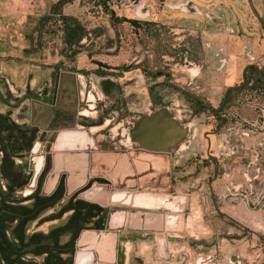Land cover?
Here are the masks:
<instances>
[{
	"label": "rangeland",
	"instance_id": "rangeland-1",
	"mask_svg": "<svg viewBox=\"0 0 264 264\" xmlns=\"http://www.w3.org/2000/svg\"><path fill=\"white\" fill-rule=\"evenodd\" d=\"M251 1L264 23V0ZM246 61L264 64V34L247 0H0V92L12 104L52 100L70 71L71 100L54 109L70 119L56 126L102 113L89 128L115 145L140 113L156 110L158 123L172 114L187 127L169 150L170 187L187 194L183 229L166 232L167 259H154L149 237L123 241V264H264V85L246 69L247 82L217 111L220 125L210 109ZM33 114L43 124L48 107L35 104ZM32 161L37 169L38 156ZM148 197L161 198L134 200Z\"/></svg>",
	"mask_w": 264,
	"mask_h": 264
},
{
	"label": "flooded vegetation",
	"instance_id": "flooded-vegetation-1",
	"mask_svg": "<svg viewBox=\"0 0 264 264\" xmlns=\"http://www.w3.org/2000/svg\"><path fill=\"white\" fill-rule=\"evenodd\" d=\"M250 64H254L255 67ZM260 67L264 69V64L259 66L255 62H244L240 70V81L224 87L222 94L227 86L237 85L227 89L223 102L216 111L215 108L218 107L222 94L218 104L210 108L214 118L218 119V125L222 118L217 115V111L221 108L230 90L239 89L247 82L246 69H250L255 80L264 85V73L261 72ZM124 70L126 68L120 71ZM99 72L121 74L108 70H99ZM0 85L4 86L3 80H0ZM110 87L111 81L103 80V90L107 92ZM107 93L113 97L110 92ZM118 95H121L124 101L123 94L118 92L115 97ZM190 96H193L200 104L207 105L203 98L192 94ZM9 101L10 99L0 92V264H123L121 254L123 241H135L138 238L148 237L152 241L153 230L143 227L142 222L139 226L133 220L127 223L122 216L119 222L112 221V215L115 213L122 215L126 207L101 205L95 200L78 196L93 180L104 182L105 179L102 177H89L85 185L65 196L62 174L56 187L47 194L43 193L41 191L42 181L51 165V146L56 130L41 129L30 123L27 108L8 107ZM20 101L21 99L15 102L14 106ZM160 107H154V109ZM142 114L140 113L136 118ZM60 119L64 121L69 120L70 117L68 115L57 117L54 113L48 126H56ZM102 119V113H99L94 119H86L84 123H77L75 126L88 128L90 125L101 124ZM176 120L179 122L177 118ZM213 131L214 129L210 132ZM203 134L207 139L206 154L214 157L208 151V133ZM36 156L39 159L37 169L32 161ZM145 168L148 169V166L146 165ZM153 168L156 170L154 173L153 171L147 172L148 184L152 188H158L160 192H169L167 190L171 184L170 165L163 164L156 167L153 164ZM95 190L100 189L97 187ZM170 190L173 191L171 187ZM185 212L182 211L183 223ZM81 230L89 234L93 230L106 232L99 246L97 245V252L95 249L76 248V240ZM165 247L168 258L167 236ZM152 250L154 259H157L155 254L163 255V252L159 253V249L157 253L155 252L153 241Z\"/></svg>",
	"mask_w": 264,
	"mask_h": 264
},
{
	"label": "water",
	"instance_id": "water-1",
	"mask_svg": "<svg viewBox=\"0 0 264 264\" xmlns=\"http://www.w3.org/2000/svg\"><path fill=\"white\" fill-rule=\"evenodd\" d=\"M247 1L264 32L262 18L254 10L252 1ZM250 65L255 67L254 64ZM61 74L52 100H44L30 95L25 96L28 98L26 108L30 123L41 129L56 130L51 146V165L43 178L41 191L47 194L53 190L62 174L65 196L85 185L89 177H102L105 179L104 182L93 180L78 196L95 200L101 205L126 207L127 209L122 211V218L127 223L133 220L138 226L142 222L143 227L153 230L152 241L155 252L157 253V249L163 252V255L155 254V258H167L166 232L183 229L182 211L187 210V199H184L187 194L175 193L170 190V187L167 190L169 192L166 193L160 192L158 188H152L148 184L147 172L153 171L154 173L156 171L153 164L156 167L163 164L169 165L170 147L186 137V126L180 124L181 128H178L176 118H174L175 121L168 117L164 123H158L154 120L156 118L154 115L157 113L154 110L153 113H144L134 120L133 126L127 131L128 139L120 145L97 140L89 127H76L71 124L49 127L50 118L54 114V109L59 105L58 103L70 101L72 96V89L70 88L72 73L62 71ZM63 83L66 84V97L60 94L62 86H64ZM236 86L231 85L225 88L215 111L223 102L227 89ZM35 104L48 107L47 120L43 124H40L39 121L41 116L34 117L33 108ZM162 108L166 109L165 106ZM166 111L170 112L169 110ZM148 116H151L149 117L151 119H147ZM175 133L176 136L174 137ZM146 165L148 169L145 168ZM97 187L101 190H95ZM136 194H150L161 198L159 201H155L156 204L146 205L135 202L134 195ZM169 200L175 206H167L166 201ZM159 210L162 211L158 212ZM169 214L171 220H169ZM90 232L91 234L81 230L76 240L77 249H95L97 252V245L99 246V242L106 232L104 230Z\"/></svg>",
	"mask_w": 264,
	"mask_h": 264
},
{
	"label": "bare ground",
	"instance_id": "bare-ground-1",
	"mask_svg": "<svg viewBox=\"0 0 264 264\" xmlns=\"http://www.w3.org/2000/svg\"><path fill=\"white\" fill-rule=\"evenodd\" d=\"M101 190V189H100ZM116 196H118V194H115ZM119 195H121V194H119ZM137 199V198H136ZM139 199V198H138ZM156 199V198H155ZM142 201V203H145V204H147V205H152L153 204V201H152V199H149V197H148V199H143V200H141ZM136 202H138L139 203V201L137 200ZM155 204V203H154ZM170 206H173L172 205V203H170ZM113 217L111 218L112 219V221L113 220H115V221H120V219H121V214L120 213H115V214H113L112 215Z\"/></svg>",
	"mask_w": 264,
	"mask_h": 264
},
{
	"label": "crops",
	"instance_id": "crops-1",
	"mask_svg": "<svg viewBox=\"0 0 264 264\" xmlns=\"http://www.w3.org/2000/svg\"><path fill=\"white\" fill-rule=\"evenodd\" d=\"M36 97H38V96H36ZM40 98L45 99V100L48 99V97H40ZM11 102H12L11 100L8 102V107H12V108L21 107V105H20L21 104V101L18 102V103H16V106H14L15 103L12 104Z\"/></svg>",
	"mask_w": 264,
	"mask_h": 264
},
{
	"label": "trees",
	"instance_id": "trees-1",
	"mask_svg": "<svg viewBox=\"0 0 264 264\" xmlns=\"http://www.w3.org/2000/svg\"><path fill=\"white\" fill-rule=\"evenodd\" d=\"M61 1V0H60Z\"/></svg>",
	"mask_w": 264,
	"mask_h": 264
}]
</instances>
